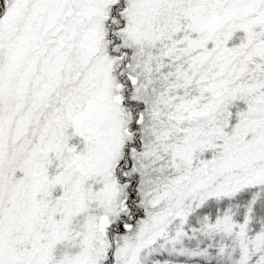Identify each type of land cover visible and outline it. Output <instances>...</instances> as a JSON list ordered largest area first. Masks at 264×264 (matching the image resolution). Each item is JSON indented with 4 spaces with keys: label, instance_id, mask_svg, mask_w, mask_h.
<instances>
[{
    "label": "snow or ice",
    "instance_id": "6c2138e0",
    "mask_svg": "<svg viewBox=\"0 0 264 264\" xmlns=\"http://www.w3.org/2000/svg\"><path fill=\"white\" fill-rule=\"evenodd\" d=\"M0 264H264V0H0Z\"/></svg>",
    "mask_w": 264,
    "mask_h": 264
}]
</instances>
